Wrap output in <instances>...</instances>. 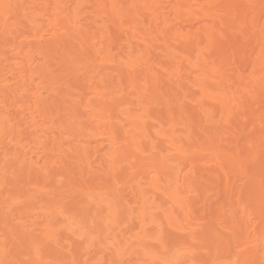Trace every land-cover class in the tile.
<instances>
[{"label": "bare ground", "instance_id": "1", "mask_svg": "<svg viewBox=\"0 0 264 264\" xmlns=\"http://www.w3.org/2000/svg\"><path fill=\"white\" fill-rule=\"evenodd\" d=\"M0 264H264V0H0Z\"/></svg>", "mask_w": 264, "mask_h": 264}]
</instances>
